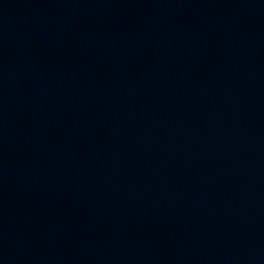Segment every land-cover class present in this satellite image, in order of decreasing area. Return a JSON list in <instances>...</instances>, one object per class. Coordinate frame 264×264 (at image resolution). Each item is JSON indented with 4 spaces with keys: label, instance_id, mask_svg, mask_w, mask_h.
Returning <instances> with one entry per match:
<instances>
[{
    "label": "water",
    "instance_id": "95a60500",
    "mask_svg": "<svg viewBox=\"0 0 264 264\" xmlns=\"http://www.w3.org/2000/svg\"><path fill=\"white\" fill-rule=\"evenodd\" d=\"M0 264H264V0H0Z\"/></svg>",
    "mask_w": 264,
    "mask_h": 264
}]
</instances>
